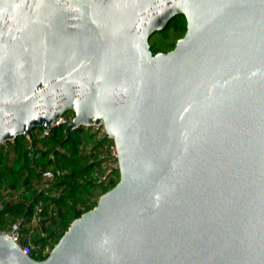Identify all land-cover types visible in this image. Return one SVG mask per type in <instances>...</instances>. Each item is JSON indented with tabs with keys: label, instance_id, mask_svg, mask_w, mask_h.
<instances>
[{
	"label": "water",
	"instance_id": "1",
	"mask_svg": "<svg viewBox=\"0 0 264 264\" xmlns=\"http://www.w3.org/2000/svg\"><path fill=\"white\" fill-rule=\"evenodd\" d=\"M66 112L119 179L42 260L0 235V264H264V0H0V142Z\"/></svg>",
	"mask_w": 264,
	"mask_h": 264
},
{
	"label": "trees",
	"instance_id": "2",
	"mask_svg": "<svg viewBox=\"0 0 264 264\" xmlns=\"http://www.w3.org/2000/svg\"><path fill=\"white\" fill-rule=\"evenodd\" d=\"M184 32L185 18L180 14L149 40L150 50L153 54L170 50ZM63 116L69 120L72 113ZM66 125L51 128L47 135L32 130V157L27 155L25 136H17L9 151H0V194L7 188L23 190L21 196L4 201L0 227L19 222L23 242L29 239L32 245L29 256L36 260L44 259L70 223L92 209L100 195L119 179L114 170L106 180L98 181L113 141L90 125L67 133ZM46 170L53 177L39 189L34 185H41V171ZM38 204L40 210L35 213Z\"/></svg>",
	"mask_w": 264,
	"mask_h": 264
},
{
	"label": "built area",
	"instance_id": "3",
	"mask_svg": "<svg viewBox=\"0 0 264 264\" xmlns=\"http://www.w3.org/2000/svg\"><path fill=\"white\" fill-rule=\"evenodd\" d=\"M71 118H69V120H67L64 116L60 117L59 122L60 124H68L71 121ZM94 130H98L101 128V125H90ZM50 129H41V134L42 135H47L49 133ZM103 133H105V131H103ZM30 134V133H29ZM27 134L25 135V137L27 138V145L26 148L28 150L27 155L29 157H32L33 152H34V147L32 144V141L30 139V135ZM110 139V138H109ZM112 140V139H111ZM15 138H11L9 140H3L0 142V151L3 152H7L10 150V148L12 147V145L14 144ZM113 141V140H112ZM110 155L107 158V160L105 161L104 164V168H103V173L99 176L98 181H103L106 180L108 175L114 171V170H119V162H118V157H117V151H116V147L113 141V144L110 146ZM53 177V173L51 171H41V185L36 183L34 186L37 188H42L45 186V181L47 179H51ZM41 186V187H40ZM23 190L19 189V190H14L11 188H7L5 189L1 194H0V208L2 207L4 201L11 199V198H17L19 196L22 195ZM40 210V205L38 204L36 206V212L38 213V211ZM32 221H36V216H33ZM19 222H14L12 223L9 227H0V235H7L9 236V239H11L17 246L20 247V249L22 250V252L26 255H29L30 252L32 251V245L29 241V239H27L25 242H23L21 235H20V227H19ZM41 235H43V233H41ZM47 250V248H46Z\"/></svg>",
	"mask_w": 264,
	"mask_h": 264
},
{
	"label": "rangeland",
	"instance_id": "4",
	"mask_svg": "<svg viewBox=\"0 0 264 264\" xmlns=\"http://www.w3.org/2000/svg\"><path fill=\"white\" fill-rule=\"evenodd\" d=\"M157 33H159V32H156V33H154L151 37H150V41L154 38V36L157 34ZM35 130H41L40 128H35ZM100 130V133H102L103 131H104V128H103V126L101 125V128L99 129Z\"/></svg>",
	"mask_w": 264,
	"mask_h": 264
}]
</instances>
